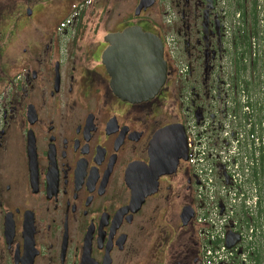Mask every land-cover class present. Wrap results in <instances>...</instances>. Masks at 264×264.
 <instances>
[{"label":"flooded vegetation","instance_id":"obj_1","mask_svg":"<svg viewBox=\"0 0 264 264\" xmlns=\"http://www.w3.org/2000/svg\"><path fill=\"white\" fill-rule=\"evenodd\" d=\"M23 1L33 5L17 16L0 6L5 48L21 26V72L0 73V264H202L195 168L151 145L226 102L228 0L181 1L178 53L202 59V72L168 60L165 84L141 102L115 94L103 56L107 36L128 27L164 41L152 7L137 13L138 0L122 19L115 0L87 16L89 0H67L43 23L56 0Z\"/></svg>","mask_w":264,"mask_h":264},{"label":"built area","instance_id":"obj_2","mask_svg":"<svg viewBox=\"0 0 264 264\" xmlns=\"http://www.w3.org/2000/svg\"><path fill=\"white\" fill-rule=\"evenodd\" d=\"M240 101L239 112L231 110L223 120L205 116L199 125L193 121L189 127L194 142L191 160L201 180L196 222L202 237L219 241L215 247L206 244V264H264V183L254 175L257 170L264 179V113L259 119L260 107L244 88ZM230 229L242 236V243L232 249L222 242ZM258 249L260 257L255 258Z\"/></svg>","mask_w":264,"mask_h":264},{"label":"water","instance_id":"obj_3","mask_svg":"<svg viewBox=\"0 0 264 264\" xmlns=\"http://www.w3.org/2000/svg\"><path fill=\"white\" fill-rule=\"evenodd\" d=\"M156 0H140L136 12L148 9ZM109 48L104 53L116 95L130 102H141L155 97L167 79L168 63L164 57V43L155 33L140 26L123 29L107 36ZM191 142L184 126L172 124L156 132L151 148L160 159L166 154H179L187 159ZM179 152V153H178ZM239 236L231 233L226 242L234 244Z\"/></svg>","mask_w":264,"mask_h":264},{"label":"rangeland","instance_id":"obj_4","mask_svg":"<svg viewBox=\"0 0 264 264\" xmlns=\"http://www.w3.org/2000/svg\"><path fill=\"white\" fill-rule=\"evenodd\" d=\"M2 1V0H1ZM81 1V0H80ZM79 1V3H80ZM116 6H119V9L121 11L120 18H127L128 15L133 13V9L136 5V2L138 0H115ZM182 0H159L147 13L149 15L154 23V27H157V30L163 31V28L161 25H164L166 28L167 33H171V37H177L179 38V44L180 48L182 47V44L184 45L183 40V34L180 32V30L183 31V26L181 27V15L178 11L179 6L181 4ZM26 1L23 0H10V4H15L17 9L15 11V15H19L21 12H25L26 7L33 5V1L29 2V4H26L24 6V3ZM78 2V1H77ZM79 3H75L76 5H79ZM93 3L96 4V6L92 5ZM21 4H23V8L21 9ZM67 3V0H56V4H52L51 9L48 10L45 17H43L42 21L43 23H50L53 22L55 18L54 9L56 6H65ZM85 4H87V13L94 8V14L97 15L98 12V0H89L87 3L85 1ZM19 5V6H18ZM49 6V5H48ZM228 11H229V22L234 21V6L233 3H230L228 1ZM13 9L8 8L6 12L9 15H13ZM238 12V11H237ZM92 14L94 16V20H96V15ZM112 21L115 19L114 13L111 15ZM34 20V19H33ZM192 21V19H190ZM9 22L8 20H6ZM5 21V22H6ZM228 22V21H227ZM10 23V22H9ZM242 23V20H236L235 21V29L234 32L237 31L238 25ZM6 24H4L3 29L0 28V31H3L5 35L0 36V39L4 38V36L7 35L8 32H6ZM11 25V24H10ZM252 25V23H249V27ZM11 26H9L10 28ZM36 27L34 25L29 26L32 32V28ZM12 30V28H11ZM28 31V30H26ZM253 32V31H249ZM10 40H7L5 42L6 48L3 46V41L0 42V73H19L21 72V26L16 29V34L14 35V39H12L11 35ZM256 40V38L253 36L251 39ZM228 43V42H227ZM179 44L174 45L175 51L178 53ZM228 51L226 52V56L224 55L222 62H223V69L221 72V77L225 80H229L231 82V75L233 73H236V65L239 64V71H241V65L243 64L242 60L237 57V55L234 52L233 47H231L229 44H227ZM249 52V59H247L248 66L246 69V72L243 73L245 77L250 82L249 86V93L251 97L254 99L257 105H259V110L256 112V115L258 118H262L263 112V102H264V39L259 40L254 45V48ZM194 56L197 58V53L193 49ZM179 55V53H178ZM202 55V52H201ZM180 60L184 62V64H187L186 60L193 63L194 69L202 72V59L199 61V58H186L183 55V52L181 53ZM256 60L257 65L252 68V64L254 60ZM241 80V78H240Z\"/></svg>","mask_w":264,"mask_h":264},{"label":"trees","instance_id":"obj_5","mask_svg":"<svg viewBox=\"0 0 264 264\" xmlns=\"http://www.w3.org/2000/svg\"><path fill=\"white\" fill-rule=\"evenodd\" d=\"M18 1V0H15ZM236 10H241L243 22L245 23V27L242 26L235 33V48L239 51L240 59L242 60L243 54H246L249 49V39L251 33H257L259 20L257 19V8L256 2L257 0H235ZM8 5L10 8H15V4H10V0H6V3H0V6ZM251 17L250 22L252 25L249 27L248 18ZM258 20V21H257ZM258 22V24H257ZM253 31V32H249ZM249 54V52H248ZM244 60V56H243ZM239 70V64L236 65ZM241 69L244 70L245 66L242 64ZM246 70V69H245ZM245 70L243 72H245ZM264 250V249H263Z\"/></svg>","mask_w":264,"mask_h":264}]
</instances>
